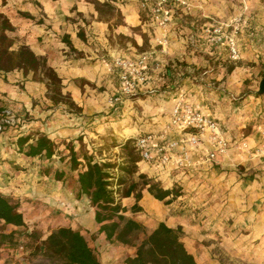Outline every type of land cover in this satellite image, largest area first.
<instances>
[{"label": "crops", "instance_id": "crops-1", "mask_svg": "<svg viewBox=\"0 0 264 264\" xmlns=\"http://www.w3.org/2000/svg\"><path fill=\"white\" fill-rule=\"evenodd\" d=\"M97 1L111 3L122 24L112 26L87 0H8L5 4L0 0V15L14 28L5 32L13 41L11 50L26 46L44 59L60 79L62 95L80 109L74 113L63 103L54 104L45 82L34 79L32 72L0 71V104L10 116L21 119L0 133V193L18 203L24 217V227L7 226L10 230H35L41 240L61 227L79 230L100 264H125L135 249L110 243L99 231L96 207L88 197L76 196L77 171L65 181L54 178V171L69 169L67 145L77 151L84 144L92 153L101 145L90 143L91 139L99 141L107 135L116 142L145 133L163 136L164 141L177 139L179 134L169 124L170 112L182 99L215 118L230 143L258 156L264 146V107L251 96L234 102L227 93L230 80L225 69L207 66L186 53L181 31L172 32L174 26L182 27L177 17L169 29H160L141 10L139 0ZM186 1V8L197 18L222 15L212 4L207 8L201 0ZM258 25L264 36V17ZM211 26L205 24L202 31ZM193 38L204 41L200 34ZM208 54L214 62L223 55L220 47H212ZM141 56L146 57L145 83L138 96L122 101L123 115L115 117L110 104L119 90L114 62ZM198 70L202 72L196 79L191 73ZM27 134H42L57 144L51 160L17 153V138ZM209 150L208 145L189 149L190 164L181 169L141 161L140 172L161 181L163 189L180 187L183 194L164 205L143 191L137 202L141 211L134 219L147 234L159 223L180 227L181 242L196 264H264L259 242L264 228V159L241 161L232 148L225 156L207 161ZM237 166L245 167L244 172ZM119 202L126 209L124 215L133 218L129 210L135 204L133 195ZM146 217L151 219L143 220ZM253 250L260 257H251Z\"/></svg>", "mask_w": 264, "mask_h": 264}, {"label": "trees", "instance_id": "trees-1", "mask_svg": "<svg viewBox=\"0 0 264 264\" xmlns=\"http://www.w3.org/2000/svg\"><path fill=\"white\" fill-rule=\"evenodd\" d=\"M8 0H2L5 4ZM92 3L98 12L111 13L117 9L109 2L100 3L97 0H87ZM118 12V11H117ZM26 16V15H24ZM0 71L9 72L15 69L22 70L26 75L32 72L33 78L45 82L49 99L54 103H63L69 108L80 111L68 95L61 93V81L56 73L47 66L42 58L36 57L28 47L21 46L16 51L11 50L12 39L5 35V32H12L14 28L0 15ZM229 72V71H228ZM9 116L7 110L0 104V121ZM21 119H19L20 123ZM143 135V134H141ZM139 135V136H141ZM137 138V137H136ZM135 138V139H136ZM135 139L125 140L124 143L111 139L112 146L128 150ZM16 151L28 158L43 157L51 160L55 155L57 144L49 140L45 135L27 134L17 138L15 142ZM69 169L67 172L54 171V178L57 181H65L72 178V172L77 171L75 184L76 196H86L90 204L96 207L95 220L100 224L99 231L104 233L106 240L110 243L121 244L135 249L133 257L125 259V264H196L193 256L189 254L181 242L182 231L180 227L170 228L164 223L147 234L145 227L137 220L124 215L126 209L121 207L119 198H127L133 195L135 204L131 212H139L137 202L140 201L141 191L136 192V183H131L121 194L119 190L113 189L110 181L109 170L116 169L115 165L95 160L94 156L83 150L82 146L75 151L71 143L67 145ZM130 158L131 153L127 152ZM141 161L140 156L130 158L133 167H121L122 172L132 174L137 172V163ZM142 187L157 201L165 205L172 203L182 192L177 187L163 189L157 183L147 180L145 175H138ZM121 186L124 179H117ZM0 246H15L17 231L6 233L7 226L24 227V217L19 211L18 203L11 201L0 193ZM32 240L33 257L41 258L43 261L37 264H100L94 250L89 246L86 238L79 230L61 227L53 230L44 240H41L39 232L33 230L31 233H24ZM143 235V238L141 236ZM36 243V244H35Z\"/></svg>", "mask_w": 264, "mask_h": 264}, {"label": "rangeland", "instance_id": "rangeland-1", "mask_svg": "<svg viewBox=\"0 0 264 264\" xmlns=\"http://www.w3.org/2000/svg\"><path fill=\"white\" fill-rule=\"evenodd\" d=\"M201 2L205 4L207 8H209V5L212 4L213 6H215L217 12L222 15L221 16L209 15V16H204V17L202 16L197 18L196 16L190 14L188 8H186V5L175 6L171 21L175 17H177L182 27L181 28L178 27L176 29V26H174L172 32L181 31L180 36L185 39L186 53H191L192 56L201 59V61H205L207 66L212 67L213 65H215L225 69L224 70L225 73L227 72L226 78L230 80V90H228L227 93H229V96H231L235 100L234 102H240L241 101L240 99L245 98V96H251L253 99L261 100L260 105L264 107V95H257L256 93L259 81L262 78H264V36L262 31L263 27L258 25V20L264 17V9H262L263 1L262 0H211V3H209L208 0H201ZM102 17L106 20L111 21V25L114 27L119 24H122V17L120 13L117 11L111 13H104ZM222 20L225 21L226 23H230L237 26V29L235 31L233 30V28L228 29L229 33L230 32L233 33L236 41L237 50H238L237 59H233L230 56L227 47L214 45L210 42V31L208 30L202 31V27L205 24L214 25L219 22L221 23ZM170 25L166 29H169ZM178 29L179 31H177ZM203 29H205V27ZM196 34H200L204 38V41L203 39L202 42L196 41L193 38V36L195 37ZM197 39L200 40L199 38ZM212 47L213 48L220 47L221 53L223 54L222 58H218V60H216L215 62H214V58L208 54V51L212 50ZM201 72L202 71L198 70V72L194 71L191 74L195 76L196 79H199V77L201 76ZM186 75L187 74L183 73L182 77L184 78V76ZM222 81L225 80L222 79ZM144 83L145 81L142 83V85ZM138 89L139 88H137V90L133 95H129V96L128 95L120 96L118 90L117 93L111 97V99H114L115 97H120V101L117 103H113L112 101H110L115 117L119 116V114L123 115V110H122L123 105L121 104L122 101L126 100V98L129 97L133 98L135 96H138L135 95L136 93H138ZM139 97H143V96H139ZM71 110L74 113H79V111H77L75 108ZM9 117L12 118V120L14 121V123L9 127L16 125L18 122L17 118L10 115ZM9 127H6L4 130L0 131V133L5 131ZM110 129L112 130V127ZM103 137L104 138L99 139V141L96 139L95 140L91 139L90 143L97 142L98 144L101 145L100 147L96 146L97 147L96 149L98 151L90 153L85 148L84 144H82L81 146L83 150H87L88 153L92 154L95 160L97 161L102 160L105 163H110L117 167L116 169L109 170L111 176L109 180L112 181L114 185L113 187L114 190L116 191L119 190V193L121 194L124 190L128 188V186L131 183H136L137 188L135 190V193L141 191V195H142V192L145 191L146 189L142 187L143 181L138 178V175H145L147 180H151L162 187L161 181L156 180V178L149 177L147 174L140 172L139 165L141 161L137 163L136 173L127 174L126 172H122L120 170L121 167H129V168L133 167V164L130 162V158L139 156V153L136 151L134 144H130L128 150L126 151L120 147L112 146L113 144L111 142V139L113 138L111 136L107 135ZM119 143L122 144L124 143V141H119ZM238 147L239 145H233L231 143L230 149L232 148L235 149L236 151L235 155H237L238 159L241 161H253L254 157L255 159H257L256 157L258 158L260 157L261 159H264V146H262V153H260L258 156H250L248 153L245 152V150L239 149ZM99 149H101V151ZM127 152L131 153L130 158L127 156ZM247 157H252V158L247 159ZM236 169H238L239 172H244L245 167L237 166ZM247 173L248 176L250 177L249 174L252 173V170H249ZM121 178L124 179V183L121 186H117L116 184L119 183L117 179H121ZM174 186L181 190L180 187L176 185ZM129 210L131 212V208ZM136 213L138 212H131L133 219L137 215ZM150 219L151 217L143 218V220L146 221ZM2 229L3 228L0 226V231ZM4 231L6 233H9L14 230H10L9 228L5 227ZM15 231H17V234L15 235V239L17 240L16 245L13 247L8 245L0 246V260L2 261L1 264L2 263L3 264H37L39 262H42L43 260L41 258L33 257L31 247L34 242L24 235V233H31V231H26L23 229L15 230ZM141 238H143V235L141 236ZM256 253L258 252L256 250L255 251L253 250L249 254L251 255V257L254 258L259 256Z\"/></svg>", "mask_w": 264, "mask_h": 264}, {"label": "built area", "instance_id": "built-area-1", "mask_svg": "<svg viewBox=\"0 0 264 264\" xmlns=\"http://www.w3.org/2000/svg\"><path fill=\"white\" fill-rule=\"evenodd\" d=\"M140 8L145 11L149 20L160 29H166L171 24L175 6L186 3L184 0H139ZM237 29L230 23H216L211 26L210 42L214 45L227 47L230 56L237 59L238 50L233 33L228 29ZM146 57L137 59L119 58L114 67L118 71L119 95H133L146 78ZM113 103L120 97L111 99ZM19 122V119H17ZM14 123L9 116L1 119L0 131ZM170 127L179 134L177 139L164 141L163 136L145 133L134 141L136 151L142 162L155 167L185 168L190 164L189 149H199L208 145L207 161H214L218 155L225 156L231 148V143L223 136L218 121L212 116L194 108L184 100H178L170 112ZM264 252V228L259 239Z\"/></svg>", "mask_w": 264, "mask_h": 264}, {"label": "water", "instance_id": "water-1", "mask_svg": "<svg viewBox=\"0 0 264 264\" xmlns=\"http://www.w3.org/2000/svg\"><path fill=\"white\" fill-rule=\"evenodd\" d=\"M257 95H264V78H262L257 86Z\"/></svg>", "mask_w": 264, "mask_h": 264}]
</instances>
